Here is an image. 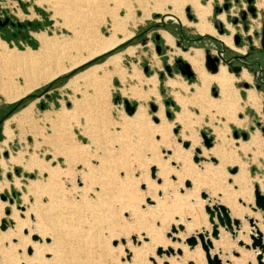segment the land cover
<instances>
[{
  "label": "rangeland",
  "instance_id": "rangeland-1",
  "mask_svg": "<svg viewBox=\"0 0 264 264\" xmlns=\"http://www.w3.org/2000/svg\"><path fill=\"white\" fill-rule=\"evenodd\" d=\"M197 1L201 5L209 2L206 20L213 23L217 1ZM240 1L243 3V0ZM71 3L79 8L82 6L83 10L78 9V13L66 10L63 15L54 14V9H69ZM255 4L264 11V0H255ZM152 5L153 0H0V51L10 58L8 63H2L0 58V105L11 108L27 95L35 94L19 103L6 119L13 115L17 117L21 109L31 105L29 118L20 124L16 122L17 126L13 122L15 120H10V124L8 120L7 130L12 134L9 137L4 132L0 139V159L3 160L0 163V203L3 204L0 218L10 219V213L16 214L20 224L19 236L31 248L30 254L27 253L28 247L24 249L26 256L32 255L33 244L48 245L52 236L61 237L60 243L49 244V249L42 251L41 262L30 260L28 264H153L154 258L163 262L171 256H181L183 248L180 244L188 251L197 248L202 254V264H207L198 234L210 239L208 254L220 257L219 261L222 260L223 264L256 263L258 249H246L237 244L238 241L245 244L251 241L249 232L252 228L248 218L254 220L264 244L260 229L264 219L258 211L253 212L247 207L253 203L254 184L259 187L258 179L264 176V165L258 162L259 166L252 170L251 159L238 148L241 145L240 148L246 151L250 143L243 146V140L238 135V144L233 136L234 130L237 133L249 131L244 123L247 112L244 97L239 92L242 88L237 86L231 75L233 87L228 98L230 104L225 108L228 109L226 114H223L222 110H217L218 106L217 109L208 106L207 101H215L208 89L209 83L205 98L199 95L196 98L193 94L195 89L203 88L198 73L191 81L193 89H188L189 82L186 83L187 79L179 72L168 76L164 66L172 64L176 57H182L179 55L182 48L177 44L171 48L163 44L165 51L157 53L151 32L147 33V37H140V31L150 24L148 21L160 23L159 16L171 8L166 4L158 10L153 9ZM183 6L181 19L184 25L192 27V21L195 20L191 21L187 17L185 8L189 7L191 12L193 10L188 3ZM236 11V5H232L229 12ZM64 17H71L78 41L71 38ZM16 23L26 24V28L21 29L22 35L14 28ZM128 32L130 35L116 43L111 53L102 56L104 52L88 59L90 61L99 57L95 62L65 76L88 62L85 61L58 74L56 78L33 86L13 100L6 99L8 92H18L27 85L22 76V67L27 66V61L39 59L44 54L40 50L42 40L46 41L45 53L51 51L49 46L54 51L58 47L67 52L69 49L68 57L64 52V58L60 61L66 66L85 56L91 47L76 45V42L92 34L97 36V40H104L110 36L120 38ZM38 33H43L45 39L37 36ZM130 48L131 52L128 51ZM115 54L120 56L117 71L112 65L103 66L107 72L106 75L101 70L98 72L97 85L94 82L80 83L71 90L64 86L74 75L88 67L103 64ZM202 61L200 66L203 69ZM50 68L47 67L45 71ZM134 68L140 80L131 77ZM165 82L174 91H178L177 87L181 86L185 90L179 92L183 97L176 93V100L173 99ZM129 88L133 89L132 94L128 93ZM260 95L257 94L258 99ZM216 98H221L220 92ZM124 100L143 110L139 124L131 120L133 113L128 115L125 111ZM252 103L258 111L254 117L257 122L261 119L259 100ZM151 104L155 106L154 110ZM179 113L182 119H178ZM224 124L227 126L224 136L228 141L225 148L234 151L237 159L223 167L224 179L216 181L217 178L213 180L210 173H201L202 183H199L195 175H185L186 168L199 173L207 164H217V159L216 162L210 160L211 155L201 154L203 157H199L200 152L196 154L194 149H207L203 144L202 133L212 138V146L217 144L219 141L214 126L222 128ZM191 132L196 134L199 142L184 148L181 141L189 142ZM256 143L258 138L253 144ZM259 145H255L256 149H259ZM261 151L259 149L256 153L261 154ZM19 153L21 160L16 161L14 158ZM193 155H199L197 163L193 161ZM28 162L33 164L30 169L26 167ZM239 163L244 164L252 202H248V195L240 198L232 184L233 174L229 170L236 167L238 172ZM152 166L156 169L154 179L150 174ZM186 180L190 182L189 187L184 186ZM29 182H34V190ZM202 191L207 194L204 199L200 196ZM226 197L245 212L234 216L240 221L238 228L232 225L235 237L219 225L214 217L213 221L218 226V237L214 239L204 206L222 204L231 216L230 206L222 201ZM238 199H245L241 200L245 205L239 203ZM6 209L9 210L8 214L5 213ZM192 220L196 225L185 233V225L191 224ZM179 225L183 229H179ZM145 228L151 235L158 237L149 241V236L144 234ZM28 231L31 235H28ZM34 234L38 238L44 234V240L33 241L31 236ZM221 234L226 247L218 244ZM191 236L195 237L196 244L190 248L186 239ZM16 241L17 237H11L10 241H3L1 245L6 247ZM167 249L174 252L168 251L167 254ZM13 250L16 254L21 253L19 247ZM157 250H160V254L156 253ZM241 254L248 256L241 259ZM189 263L193 264L190 260L185 264Z\"/></svg>",
  "mask_w": 264,
  "mask_h": 264
},
{
  "label": "bare ground",
  "instance_id": "bare-ground-1",
  "mask_svg": "<svg viewBox=\"0 0 264 264\" xmlns=\"http://www.w3.org/2000/svg\"><path fill=\"white\" fill-rule=\"evenodd\" d=\"M72 3L69 6V9H67L66 7L65 8H58L57 10L54 9L55 10L54 14H62L63 15L64 13H66V10L73 11V12H76V13H78V9H79V11L83 10L82 6H81V8H79V7L75 6L74 4L72 5ZM186 3H188L190 5V7L192 8V10L194 12V15L197 18V21L193 24V26L196 28V30L199 33L214 34L215 31L213 30V27L206 20V15L208 13L209 5H210L209 2H207L205 5H201L197 0H153L152 8L160 10L162 6H165L166 4H169L171 6V8H170V10H168L167 13H170V14L174 15L181 22H183L184 20L182 21V19H181L182 6L184 4H186ZM85 8L86 7H84V10H85ZM218 17L220 19H223V14H220ZM64 20H65L64 24H67V23L69 24V25L67 24V27L69 28V30L71 32V35H70L71 38H75L76 41H78L79 38L77 36V32H76L75 28L72 27V23L73 22L71 20V17H69V19L67 17H64ZM43 35H44L43 33H40V34L38 33L37 36H41L42 39H45ZM129 35H130V32L125 33L120 38H113L112 36H110V37L105 38L104 40H99V39L97 40L96 39L97 36L95 34L94 35L92 34V35L88 36V38H86L84 40H80L78 43L76 42V45H80L81 44V45H85V46H91L90 49L88 50L87 54L85 56L81 57L80 59H78L77 61H75L74 63H70V64H68L66 66L64 64H61L60 61H61L62 58H64L63 55H62L64 52H65V56L68 57L69 49H68V52H67V51H63V48H59L58 47L57 50L54 51V49H52V47L49 46L48 48L51 49V51L49 53H45L44 48L46 49V47H47L46 46V41L42 40V43L40 45L41 46L40 50L42 52H44V54L41 57H39V59H34L33 58V59L27 61V63H26L27 66L26 67H22L23 69L21 68L22 69V76L26 80L27 85L22 90H19L18 92H15V93L8 92V94L6 95V99L7 100H13L16 97H18L19 95L26 93L33 86H36V85H38L41 82L49 81V80L53 79L54 77L56 78V76L58 74L63 73V72L71 69L72 67H74L76 65H80V64H82L85 61H88V59L94 57L95 55L107 52L109 49H112L116 43L124 40ZM165 37H166V40L168 42H171L172 38H170V36L168 34H165ZM219 38L222 39L226 44L231 45L230 37L219 36ZM128 51L131 52L132 48L128 49ZM183 56L191 64H193V66L197 70V73L199 74V76L202 79L201 82H202L203 88H201L200 90L199 89L198 90L195 89L193 94L195 93L196 98L198 97V95L199 96H203L205 98V89L207 88L208 83L210 84L211 82H215V84H217L219 86L221 98L215 100L214 102L207 101V103H209L208 106L209 107H214L215 109H217V106H218L219 109H217V110H219V111L222 110L224 112L223 114H226V111H228V109H225V108L229 107L230 102H229L228 98L232 94V91H231V89H232V76L229 75L226 72L224 66H221V65L219 66L218 73L215 74V75H208L206 72H204L203 69L200 66V63L202 61L201 59L203 57H202V51L199 50V49L192 50V54L191 55H189L188 53H184ZM0 58L2 60V63H8L9 60H10V58L4 53V51L3 52L0 51ZM119 59H120V56L118 54H115L113 56H110L103 64H98V65H94V66L88 67L87 69L83 70L82 72H80V73L74 75L72 78H70V80L66 84V87H70V88L73 87L74 88V86L76 87L78 84H80V83L84 84L86 82H88V83H90V82L93 83L94 82L97 85L98 80H99L98 72L101 70L104 75H106V72H107V70L103 69V66L112 65L115 68V69L114 68L113 69L115 71H117L116 67L118 66ZM21 64H24V63H21ZM49 66H51L50 70L49 71H45L46 68L49 67ZM131 77H136L137 79L140 80V75L136 72L135 68H134V72L131 75ZM243 77H246L244 75V73H243ZM128 91H129L128 93H130V94L133 93V89L129 88ZM234 93L235 92H233V94ZM134 95H135V92H134ZM192 99L193 98L191 97V100ZM248 99L251 100V101H254V100L256 101L257 100L256 96L254 94H252V93H249ZM30 106L21 109L19 111V113L17 114L18 116L16 117L15 115H13L11 119L15 120L19 124L21 122H23V121H26V119L29 118L30 113H31L30 112L31 111ZM62 114L65 115V112L62 113ZM157 114L160 115V112L158 111ZM142 115H143V110L139 106H137L135 112L131 116V120H133L134 123L139 124L142 121ZM182 117L183 116L181 114L178 115V119L179 118L182 119ZM58 118L61 119L60 117H58ZM227 119H229V117ZM7 122H6V126L4 128V132L6 133L7 136L10 137V135L12 133H11L10 130H7L8 129ZM226 127H227L226 124H224V126L222 128L214 126V133H215L216 138L218 139L219 142L217 144H214L212 147L207 148L206 150L202 149L200 151V156L198 155L199 157H203L204 155H211L210 158L213 157L214 159L218 160L217 164L215 166L207 164L206 166H204L202 171H199V173L197 171H194L193 169L187 170V168H186V169H184V171H185L184 174L185 175H188V176L191 175V174L195 175L196 180L199 183H202L201 179H200L201 178V173L202 174L210 173L211 175H213L212 178H214V177L217 178V180L215 178L213 179V180H216V181H218L220 179H224V168L223 167L225 165H230L232 162H236L237 161L236 157H234V151L227 150L225 148V145L228 142L226 140L225 136H224V132L226 130ZM188 138H189V146H192V145L197 144L199 142V139L197 138L195 133L191 132L190 135L188 136ZM256 138H258V136L255 135L250 142L254 143ZM183 141H186V140H183ZM183 141H181V143ZM174 152L175 151H173V156H174ZM201 154L203 156H201ZM68 155H69V153H68ZM20 158H21V153H19L14 159L16 161H20L21 160ZM1 162L3 163V160H1ZM34 165H38V164H34ZM32 166H33V164L28 162L26 167H28L30 169ZM244 170H245L244 164L239 163L238 172L235 175L233 174V176L231 178L232 179V184L235 186L237 195L240 198H242V197L246 198L247 195H248V202H252V196L250 194L249 180L247 179ZM29 183H30V185L32 186V188L34 190V188H35L34 184H33L34 182H29ZM258 184H259L260 191L264 193V176H262L261 178L258 179ZM0 187H1V184H0ZM227 199H229V197H226V199H223L222 201L226 205L230 206V215L233 216V217H231V216H229V217H230L231 226H232L233 225L232 220L236 219L234 216L242 215L245 212V210L242 209L241 207L237 206L235 203L227 200ZM241 200H245V199H241ZM2 207H3V204L0 203V217L2 216V213H1ZM10 215H12L11 218H10L13 221L12 227H7L5 230L0 231V264H20V262L22 264H28L30 262V260L34 261V262H37V261L41 262L40 261V254L42 253V251H44L46 249H49V246H48L49 244L51 245V244H54V243H60L61 242V237L59 235H57V236L54 235V237L53 236L51 237V241H50V243L48 245H42L41 242H40V244H41L40 246H34V244H33V246H32L33 247L32 255L31 256H26L24 254V249L27 248L29 244H28V242L26 240H24V238L19 236L20 224H19V220L17 219L16 214H11L10 213ZM195 225L196 224L192 220L191 224L185 225L184 232L188 233L189 232L188 230L191 229ZM217 227L218 226H216V228ZM260 229L262 230L263 235H264V224H262L260 226ZM27 233H28V235H31L30 231H28ZM144 234L145 235L147 234L149 236V241H151L155 237H158V235H151L152 233L149 232V230H147L146 228H145ZM197 236H198V238H199V240L201 242V246L203 244L208 245V243H207L208 241L210 243V239L208 237H206L207 239L206 238L204 239V236H202L201 234H198ZM11 237H17L16 243L12 244V245H9V246H6V247H3L1 245V243L3 241H10ZM39 239H40V241H43L44 240V234H41V236L39 235ZM218 244L220 246H224V247L227 246L223 234H221V237H220V240H219ZM180 245L183 248L182 255L180 254L181 256H178V257L177 256H171L170 258H168L167 260H164L163 262L160 261V260H157L156 258H154L153 262H155V263H153V264H185L186 261H188V260L192 261L193 264H199L200 262L202 264V254L197 248H195L194 250L188 251V250H186V248H185V246L183 244H180ZM15 247H17V248L19 247L21 249V253L16 254L14 252V250H13ZM255 249H253V250H255ZM168 251L172 252V253L174 252V250L172 251V249H167V254H168ZM246 256H248V255L241 254L240 257H241V259H245ZM210 257L211 258L215 257L218 260H220V257H216L215 255L210 256ZM219 262H220V264H223L222 260L219 261Z\"/></svg>",
  "mask_w": 264,
  "mask_h": 264
},
{
  "label": "water",
  "instance_id": "water-1",
  "mask_svg": "<svg viewBox=\"0 0 264 264\" xmlns=\"http://www.w3.org/2000/svg\"><path fill=\"white\" fill-rule=\"evenodd\" d=\"M235 2H237L238 0H234ZM253 0H246V2L248 3V6L246 7V10H240L239 11V17H240V20L242 21L243 23V26H242V29L244 31H246L247 29V24H246V21H247V13H249L251 15V17H255L256 15V12H255V7L251 4ZM228 4L229 3H224L223 5V9L226 10L227 7H228ZM185 11H189V7H186ZM164 17H173L175 18L177 21L178 19L170 14V13H165L164 16L162 17V19ZM187 17L189 19H191L192 15L187 13ZM238 18L236 17H233L231 19V23L232 24H235L237 22ZM28 24H30V22H27ZM18 25H20V23H17ZM162 25L164 26V23H162ZM214 26L217 28L218 32L219 33H222L223 32V27H222V23L219 21V20H215L214 21ZM158 36V35H157ZM234 43L236 45L240 44V40H241V35L239 33L235 34L234 35ZM244 40L248 43L251 42V37L250 35H246V37L244 38ZM143 43L145 42V40L142 41ZM250 53H253V54H256V53H261L264 55V20L262 22V29H261V38H260V48H256L254 50V48L252 46L249 47ZM159 52V50H157ZM223 49L221 50H218L216 51L215 54H212L211 50L207 47L204 49V67L206 68V70H208L210 73H216L218 71V62L219 61H224L227 65L230 63L229 61L230 60H225L222 53H223ZM247 56V54H241V55H235L233 56L232 58L234 60H237V61H240L242 64H248L246 61H245V57ZM264 61V60H263ZM175 63H176V67H177V70H179L180 74L183 75V76H186L187 78L188 77H191L193 75V71L191 69V66L190 64L187 62V61H184L182 59V57H179V58H176L175 59ZM254 64H257L258 66H260L261 62L259 60L256 59V61H254ZM167 73L170 75L171 72H170V67L168 65H165L164 66ZM240 70V66H232V67H228V71H232L233 73H238ZM263 70L264 72V69H261ZM260 84L264 85V81H260V83L256 84L255 85V88L256 89H259L260 87ZM245 87L248 86V84H244ZM217 94V91H216V88L215 87H212V95L213 96H216ZM124 103V109L125 111L128 113V115H131L132 113H134V111L136 110V107L137 105L136 104H133L131 105L127 100H124L123 101ZM151 109L154 110L155 109V106L151 104ZM12 111V109L9 110V112L7 114H5L1 119H0V122H4L6 117L8 116V114ZM262 113L264 115V106H263V109H262ZM167 115H169V113L167 112ZM156 120V119H154ZM263 132H264V128L261 129ZM176 132V130H175ZM233 136L235 138L238 137V133L236 130L233 131ZM241 138L242 139H246L247 137V132H242L241 133ZM2 137V127L0 126V139ZM202 137H203V144L206 148H210L212 146V138L211 137H207L204 133H202ZM178 142H180V138L178 137L177 138ZM182 146L184 148H188L189 146V142L188 141H183L182 143ZM200 152V149L199 148H195V153L196 154H199ZM193 161L194 162H198L199 161V157L197 155H193L192 157ZM212 162H216V160L214 158H211L210 159ZM155 167H151L150 168V174H151V177L154 179L155 178ZM229 172L231 174H235L237 172V168L236 167H232ZM157 182H159V179L157 180ZM184 186L185 187H189L190 186V182L188 180H186L184 182ZM180 191H182L180 189ZM252 194H253V203L251 204H248L247 207L253 211V212H256V211H259L260 215H261V218L264 219V193H262L258 187L257 184H254L253 186V191H252ZM200 196L202 199L206 198L207 194L205 191H202L200 193ZM1 198L4 199V196L1 195ZM238 202L239 203H242V201L240 199H238ZM242 205H245L244 203H242ZM204 210L205 212L208 214V222L211 224V236L213 238H217L218 237V232H217V229H216V226L217 224H215V222L213 221L214 217H216L218 223L220 225H222L226 230H229L230 234L232 235V237H235V232L233 231L232 229V226H231V220H230V217H229V213H228V210L225 206L219 204V203H216V204H213L210 206L208 205H205L204 206ZM5 213L8 214L9 213V210L6 209L5 210ZM248 223L249 225L251 226V230L249 232V238H250V243L249 244H245V243H242V241H238L237 244L238 246H243L244 248L248 249V248H252V249H255V248H258V252L256 253V256H255V260H256V264H264V260H263V254H264V244L262 242V234L261 232L258 230V228L256 227V224L254 222V220L252 218H248ZM232 223L233 225L238 228L239 226V223L240 221L238 219H233L232 220ZM13 225V221L11 219H6V218H1L0 219V231H3L5 230L8 226H12ZM179 229H183V226L182 225H179L178 226ZM31 239L33 241H36V240H39L38 236L37 235H32L31 236ZM46 242H48V239H45ZM188 246L191 248L193 246H195L196 244V240L195 238L192 236V237H189L187 240H186ZM208 245H210L209 241L207 242ZM202 248L204 250V252L206 253V263L207 264H220L219 260L217 258H211L208 254V246L206 244H203L202 245ZM27 253L30 254L31 253V248L28 247L27 248ZM157 254H160V250H157L156 251ZM234 255H237V253H234ZM263 260V261H262Z\"/></svg>",
  "mask_w": 264,
  "mask_h": 264
},
{
  "label": "flooded vegetation",
  "instance_id": "flooded-vegetation-1",
  "mask_svg": "<svg viewBox=\"0 0 264 264\" xmlns=\"http://www.w3.org/2000/svg\"><path fill=\"white\" fill-rule=\"evenodd\" d=\"M217 2H216V4H215V6H214V13H213V23H212V25L214 26V21L215 20H219L221 23H222V27H223V32L222 33H219L218 32V30H217V28L215 27V29L217 30V32L219 33V34H226L227 32H228V29H230V31H232V28L229 26V25H227V27H226V25H225V22H229L231 25H233V26H237V32H235L234 34H233V38H234V35L235 34H237V33H239L240 35H241V40H240V44H238V45H236L235 43H234V39H233V44H234V47L235 48H241V47H243V46H246V48H245V50L244 51H239V49H230L229 47H226V46H220V48H215L214 50V52H212V54H215L216 53V51H218V50H221V49H223L224 51H223V53H222V55H223V57H224V59L225 60H230L229 62V64L227 65L224 61H219L218 62V69H219V66L221 65V66H224V68L226 67L227 68V70H228V67L230 68V67H232V66H240V70H239V72L238 73H234L235 75H239L240 74V72L242 71V69L244 68V69H246L247 70V72L248 73H250V75H251V82L249 83V82H247V81H243V83H242V86L244 87V88H248V87H250V86H254V88H255V85L256 84H258V83H260V81H264V72H263V70H261V69H264V55L263 54H261V53H256V54H253V53H250V52H252V51H250V49H249V47L250 46H252L253 48H254V50L257 48H260V38H261V29H262V22H263V20H264V11H261V10H259L257 7H256V4H255V0H253L252 1V5L255 7V12H256V15H255V17H251V15L249 14V13H247V16H246V18H247V21H246V24H247V29H246V31H244L243 29H242V26H243V23H242V21L240 20V17H239V11L240 10H246V7L248 6V3L246 2V0H243V3L240 1V0H238L237 2H235L234 0L232 1V0H223V2H219L218 3V0H216ZM229 3L228 4V7H227V9L226 10H224L223 9V5H224V3ZM232 5H236V7H237V11H236V13H231V12H229L230 11V9H231V7H232ZM186 12V14L187 13H189V14H191L192 15V17H191V19L193 20V19H195V16H194V14H193V12H191V9L189 8V11L187 12V11H185ZM220 14H223V19H220L218 16L220 15ZM233 17H236V18H238V20H237V22L235 23V24H232L231 23V19L233 18ZM177 18V17H176ZM190 19V20H191ZM191 20V21H192ZM251 22H254V23H252L251 24ZM9 24H10V21L8 22ZM162 23H164V26L162 25ZM169 23H170V21L169 20H167V18L166 17H164L163 19L161 18L160 19V23H150L147 27H145L144 29H142L141 31H140V33H139V35H140V37L141 38H143V37H145L146 35H147V33H149V32H151L152 33V35H151V37H153V42H154V45H155V50L157 51V50H159V52L160 53H162V51H165V48H164V46H163V48H162V45H163V42L161 41V37L159 36V33H157V30H158V28H160V25L162 26V28H164V27H168L169 26ZM181 23H183V22H181ZM195 22H192V26H193V24H194ZM210 23V22H209ZM211 24V23H210ZM19 27V28H18ZM14 28L16 29V31H18L19 32V34H21L20 32L22 31L21 29L22 28H26V24L24 25V24H20V25H18L17 23H16V26L14 25ZM228 28V29H227ZM11 30V29H10ZM213 30H214V28H213ZM241 30V31H240ZM144 31V32H143ZM215 31V30H214ZM11 33V32H10ZM22 35V34H21ZM158 35V36H157ZM177 45L179 46V47H181L183 50H188L191 46H196V44H198L201 40L199 39V37L198 36H196V35H190V34H188L187 33V31H185L184 30V28H182V29H180L179 31H178V33H177ZM246 35H250V37H251V42L250 43H248V42H246L245 40H244V38L246 37ZM222 36H224V35H222ZM147 37V36H146ZM227 37V36H226ZM217 42V41H216ZM230 42H231V38H230ZM217 43H219V45H221L220 43L221 42H217ZM228 45V44H227ZM232 45V44H231ZM209 48L210 50L212 49L210 46H208V45H205V47H204V49L205 48ZM196 49V48H195ZM200 50V49H199ZM157 53H158V51H157ZM241 54H247V56L245 57V61L248 63L247 65L246 64H242L240 61H237V60H234L232 57L233 56H235V55H241ZM203 56V55H202ZM176 58H178V57H176ZM175 58V59H176ZM175 59L173 60V63L172 64H165V65H168L169 67H170V72H171V74L169 75L168 73H167V71H166V69H165V67H164V69H165V72H166V74L168 75V76H172L174 73H177V72H179V70H177V67H176V63H175ZM183 59V58H182ZM256 59L257 60H259L260 62H261V64H260V66H258L257 64H254V61H256ZM184 61H185V59H183ZM191 66V65H190ZM192 66H193V64H192ZM192 66H191V69H192V71H193V68H192ZM226 68H225V70H226ZM204 69V68H203ZM195 70V69H194ZM227 70H226V72H227ZM207 72V71H206ZM229 72H231V73H233L232 71H229ZM180 73V72H179ZM197 73V72H196ZM196 73L193 71V75L191 76V77H186V76H183V77H185V79H187L188 81H192V80H194L195 78H196ZM208 73V75H215V74H217L218 73V71L216 72V73H213V74H211V73H209V72H207ZM228 73V72H227ZM243 73H244V75L246 76V77H244V78H246V79H248V75L246 74V72L245 71H243L242 72V75H243ZM229 74V73H228ZM198 75V74H197ZM229 75H231V74H229ZM199 77V76H198ZM212 83V82H211ZM215 83V82H214ZM248 84V86L247 87H245L244 86V84ZM255 90L256 91H258V92H260V94H261V105H260V112H261V116H260V120L259 121H257L256 122V126L260 129V132L262 133V135H263V137H264V132L261 130L262 128H264V115H263V113H262V109H263V106H264V85H262V84H260V87H259V89H256L255 88ZM250 93H252V92H250ZM252 94H254V93H252ZM217 95V94H216ZM255 95V94H254ZM256 96V95H255ZM256 98H257V96H256ZM214 99V98H213ZM214 100H217V98H215ZM9 110H10V108H7V109H3L2 107H1V105H0V119L5 115V114H7L8 112H9ZM7 118V117H6ZM3 123H5V121L3 122H0V126L2 127L3 126ZM3 128V127H2ZM242 132H245V131H239L238 132V135H241V133ZM2 134H3V129H2ZM248 132H247V137H248ZM246 137V138H247ZM2 138V137H1ZM212 141V140H211Z\"/></svg>",
  "mask_w": 264,
  "mask_h": 264
},
{
  "label": "crops",
  "instance_id": "crops-1",
  "mask_svg": "<svg viewBox=\"0 0 264 264\" xmlns=\"http://www.w3.org/2000/svg\"><path fill=\"white\" fill-rule=\"evenodd\" d=\"M164 14L165 13H163V14H161L159 16V21L164 16ZM193 14H194V12H193ZM166 18H167V20L170 21L169 26L162 28V26L160 25V28H158V30H157L159 32V36L161 37V41L163 42V44L166 47H169V48L173 47L172 46L173 44H177V42H176L177 41V36H178L177 33L182 28H184V30L187 31L188 34L198 36L201 41L198 44H196V46H191L188 50H183L182 49L179 55L182 56L183 59H185L184 56L182 55L183 53L192 54V50L193 49H195V48L196 49H200L202 51V55H203V61H202L203 66L202 67L207 72H209V71L206 70V68L204 67V47H205V45L210 46L212 48L211 49L212 52L215 51L214 50L215 48H220V46H226V47H229L230 49H235V50L236 49H239V48H235L234 47V44H233V34L238 31L237 30V26H233L229 22H225V25H226V27H227V25H229L232 28V31H230V29L227 28L228 29V32L226 34H219L217 32V30L215 29V27L210 22L211 25H212V27L215 30V34H210V33H199L194 26L190 27L188 25H184L183 23H181V21L178 18H177L178 21L175 18H173V17H166ZM194 20H195V22L197 21L196 16H195V19ZM192 22H194V21H192ZM148 23H151V21H148ZM165 34H168L170 36V38H172L171 39V42H168L166 40ZM222 35L227 36V37H230L231 38V44L232 45H227L222 39H220L219 36H222ZM216 41L217 42H221L220 43L221 45H219V43H217ZM142 45H144V43ZM136 47H138V46H136ZM245 48H246V46H243V47H241L239 49V51H244ZM185 61H187L192 66V64L187 59H185ZM192 68H193V66H192ZM193 71L196 73V71L194 70V68H193ZM243 71H245L246 74L248 75V79H246V78L243 77V75H242V72ZM228 73L231 74L232 76H234V80L236 81L237 86L240 87V88H242V89H240L239 92L244 97V100H245V110L247 112L246 115H244V118H245L244 119V123H245V127L246 128H249V131H247L249 133L248 134V138L242 139L243 140L242 142H243V146H247L249 143H250V145H248L249 148L246 151H243L240 148L241 145H239L238 148H239L240 151H242L243 155L249 156L248 158L251 159L250 168L253 170L255 168V166H259L258 165V162H259L260 165H264V137H263L262 133L260 132V129H257L258 127L256 126V120L254 119V117H255V114L258 111L254 107L252 101L248 99V95H249L250 92H252V93H254L257 96V94L260 95V92L256 91L254 89L253 85L250 86V87H248V88H244L242 86L243 81H247V82L250 83L251 80H252L250 73H248L246 69L243 68L239 75H235L234 73H231L229 71H228ZM211 74H213V73H211ZM184 81H185V79H184ZM185 82L186 83L189 82L188 83V89H193V86H192L193 84L190 81L187 80ZM67 83H68V81H67ZM212 83H214V82H212ZM212 83L209 84L208 89L210 91L211 96L213 98H216L219 95L220 89H219V86L217 84L216 85H212ZM66 84L64 85L65 87H66ZM165 84L169 87L170 94L173 96V99H175V100H176V98H175V94L176 93L180 95V93H179L180 91H182V92L185 91L184 89H182L181 86H178L177 87L178 91H174L173 90V87H170V85L167 84L166 82H165ZM212 87H215L216 88V91H217V95L216 96H213L212 95ZM66 88L67 89H70V87H66ZM180 96H182V95H180ZM184 98L187 99L188 97H185L184 96ZM261 98H262L261 95H260V98L259 99L257 98V100H259V107H258L259 110H260V105H261ZM176 103H177V101H176ZM188 104H187V106H188ZM1 107L3 109H7V106L1 105ZM8 120H9L8 124H10V120L12 121L11 118L6 119L5 120V123L3 125L4 126L3 129L5 128V124H6V122ZM13 122H15V124L17 126L16 121H13ZM232 124L235 125L234 122H232ZM235 126H237V125H235ZM13 128H15V127H13ZM3 133H4V130H3ZM255 135L258 136V143H256V144H260L258 148L262 150L261 151V154L260 153L259 154L256 153V152H259V149H256V146H255L256 144H253V143L250 142ZM3 136H4V134H3ZM235 139H236V143L240 144L239 141H238V138H235ZM255 153H256V155H255ZM0 163H1V159H0ZM262 168H263L262 170L264 172V166H262Z\"/></svg>",
  "mask_w": 264,
  "mask_h": 264
},
{
  "label": "trees",
  "instance_id": "trees-1",
  "mask_svg": "<svg viewBox=\"0 0 264 264\" xmlns=\"http://www.w3.org/2000/svg\"><path fill=\"white\" fill-rule=\"evenodd\" d=\"M113 50H114V49H112V50H110V51H108V52H106V53H104V54H101V55L104 56V55H106V54H109V53H111ZM100 57H101V56H100ZM98 58H99V57H97V58H95V59H93V60H90V61H88V62H86V63H84V64H82V65H80V66H78V67H76V68H74V69L71 70L69 73H67L65 76H69L70 74L74 73L75 71H77V70H79V69H82L83 67L89 65V64L92 63V62H95L96 60H98ZM50 85H51V83L48 84L47 86H50ZM33 95H35V94L31 93V94L27 95L26 97H24L23 99H21L20 101L15 102V103L11 106L10 109H12V111L15 110V109L17 108V105H18L19 103H22L25 99H27V98H29L30 96H33ZM12 111H11V112H12Z\"/></svg>",
  "mask_w": 264,
  "mask_h": 264
}]
</instances>
